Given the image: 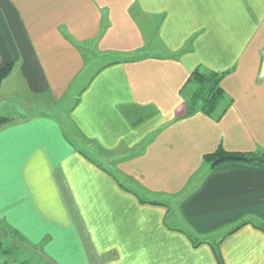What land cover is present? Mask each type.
<instances>
[{
    "label": "crops",
    "instance_id": "0c3cea01",
    "mask_svg": "<svg viewBox=\"0 0 264 264\" xmlns=\"http://www.w3.org/2000/svg\"><path fill=\"white\" fill-rule=\"evenodd\" d=\"M7 65L1 239L42 264H264V167L204 161L264 153V0H0ZM199 68L226 73L219 120L186 114ZM49 100L65 120L26 112Z\"/></svg>",
    "mask_w": 264,
    "mask_h": 264
},
{
    "label": "trees",
    "instance_id": "16d2710c",
    "mask_svg": "<svg viewBox=\"0 0 264 264\" xmlns=\"http://www.w3.org/2000/svg\"><path fill=\"white\" fill-rule=\"evenodd\" d=\"M12 70L13 65L0 68V87ZM225 76L226 73H216L201 68L196 69L182 91L186 102V114L192 115L195 112H202L219 120L231 106V101L228 100L221 87V82ZM7 121L6 118H0V126L6 124ZM204 161L212 168L234 163L264 167V153H233L227 152L222 146H219L214 153L206 155ZM189 238L195 246L200 244L192 236H189ZM8 252L10 251L3 252L0 248V253L8 254Z\"/></svg>",
    "mask_w": 264,
    "mask_h": 264
},
{
    "label": "rangeland",
    "instance_id": "374dc122",
    "mask_svg": "<svg viewBox=\"0 0 264 264\" xmlns=\"http://www.w3.org/2000/svg\"><path fill=\"white\" fill-rule=\"evenodd\" d=\"M94 57V54H92ZM91 55V56H92ZM95 58V57H94ZM101 64V63H100ZM94 70L90 71V74H93ZM1 88V87H0ZM14 101L16 105H22L23 99L21 97H15ZM30 107H28L30 113H41V112H50L59 117L60 114L67 113L73 106L72 100L57 102L54 100H49L47 102H35L30 103ZM26 109V110H28ZM9 112V109H8ZM20 110L17 112L19 113ZM60 118V117H59ZM61 120H65V118H60ZM69 122V121H68ZM103 157L106 156L104 153L100 154ZM117 157V156H116ZM0 248L4 251H10L8 254L0 253V264H42L40 257L36 254L33 248L26 246L23 242L18 241L13 236H9L8 238L1 239L0 238Z\"/></svg>",
    "mask_w": 264,
    "mask_h": 264
}]
</instances>
